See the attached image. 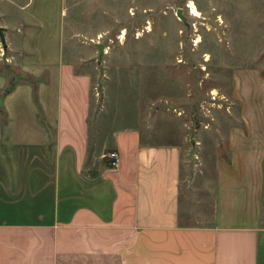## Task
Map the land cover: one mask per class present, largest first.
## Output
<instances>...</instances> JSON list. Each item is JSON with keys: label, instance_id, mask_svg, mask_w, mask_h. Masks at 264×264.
<instances>
[{"label": "crops", "instance_id": "crops-1", "mask_svg": "<svg viewBox=\"0 0 264 264\" xmlns=\"http://www.w3.org/2000/svg\"><path fill=\"white\" fill-rule=\"evenodd\" d=\"M64 27L28 69L40 81L0 98V264H264L258 72L236 74L229 157L212 183L193 180L180 141L97 129L92 80L66 60Z\"/></svg>", "mask_w": 264, "mask_h": 264}, {"label": "rangeland", "instance_id": "rangeland-1", "mask_svg": "<svg viewBox=\"0 0 264 264\" xmlns=\"http://www.w3.org/2000/svg\"><path fill=\"white\" fill-rule=\"evenodd\" d=\"M61 22L66 60L91 77L97 129L180 141L193 180L214 181L242 115L236 74L256 70L251 86L264 87V0H0V98L40 81L28 69L38 50L56 52Z\"/></svg>", "mask_w": 264, "mask_h": 264}, {"label": "water", "instance_id": "water-1", "mask_svg": "<svg viewBox=\"0 0 264 264\" xmlns=\"http://www.w3.org/2000/svg\"><path fill=\"white\" fill-rule=\"evenodd\" d=\"M178 15L181 16L187 22V17L184 15L182 8H179ZM5 29H6L5 27L0 25V37H1V41H2L4 48H6L8 45L6 34H5ZM97 46L99 48L100 57L102 58L105 54V44L102 42H98Z\"/></svg>", "mask_w": 264, "mask_h": 264}, {"label": "built area", "instance_id": "built-area-1", "mask_svg": "<svg viewBox=\"0 0 264 264\" xmlns=\"http://www.w3.org/2000/svg\"><path fill=\"white\" fill-rule=\"evenodd\" d=\"M106 157H109L111 159L110 165L111 166H117L119 163V153L117 151H111L106 154Z\"/></svg>", "mask_w": 264, "mask_h": 264}, {"label": "bare ground", "instance_id": "bare-ground-1", "mask_svg": "<svg viewBox=\"0 0 264 264\" xmlns=\"http://www.w3.org/2000/svg\"><path fill=\"white\" fill-rule=\"evenodd\" d=\"M191 12L193 13V14H195V15H198L199 14V10H198V8L196 7V5L194 4V3H192V5H191ZM125 33V32H124ZM125 36V35H124Z\"/></svg>", "mask_w": 264, "mask_h": 264}]
</instances>
